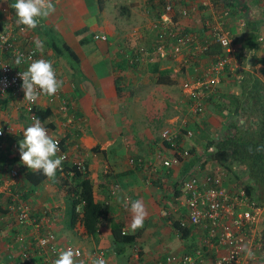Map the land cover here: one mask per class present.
I'll use <instances>...</instances> for the list:
<instances>
[{
    "label": "crops",
    "instance_id": "1",
    "mask_svg": "<svg viewBox=\"0 0 264 264\" xmlns=\"http://www.w3.org/2000/svg\"><path fill=\"white\" fill-rule=\"evenodd\" d=\"M116 1L53 0L55 11L41 19L37 28H25L17 36V45L19 42L22 47L28 42L36 48L33 41L37 37L44 41L38 55L52 62L63 86L57 98L50 100L40 95L31 104L33 108L50 111L46 118L48 125L41 123L52 137L60 140L67 154L62 166L68 165V171L72 172L68 173L69 183L74 175L71 167L86 173L94 200L107 209V218L95 235L89 236L82 225L74 228L70 224L72 198L59 179L61 171L36 185L26 180L25 173L33 170L20 161L19 141L23 129L31 124L26 109L29 102L24 100V94L16 97L9 93L0 102V123L8 127L5 146L0 151V264H52L57 257L46 258L35 251L38 238L46 236L47 231L59 245L99 249L106 264H182V256L197 253L205 264H216V258L228 250L219 244V232L211 237L203 226L185 224L189 233L182 236L175 228V223L187 222V208L175 196L171 185L181 181L188 171L190 175L194 167L187 166V170L189 160L174 158L162 148L161 141L164 130L196 126V119L187 110V94L184 97L181 83L201 80L215 56L193 53L192 49L172 55L167 48L163 57L150 52L157 31L154 25L165 0H121L119 5ZM14 2L0 0V31L8 26L16 28V15L11 7ZM175 2L171 14L178 27L201 35V42L202 32L207 38L217 17L230 34L234 53L221 76L217 97L239 92L234 78L241 77V70L252 69L264 82V0H216L212 9L203 8L197 0ZM184 5L190 9L189 17L180 15ZM250 21L258 25V38L262 42L257 50L235 51ZM98 34L106 35L107 39H96ZM140 48L148 53H142ZM156 66L163 74H158ZM215 100L216 97L207 103L206 109L216 111L215 121L222 123L227 113L218 111L219 103ZM241 123L249 124V120L242 119ZM166 159L171 166L165 168ZM12 169L17 171L14 178L10 176ZM222 178L226 187L240 182L244 188L247 182L242 168L226 169ZM129 199L142 200L148 213L143 227L135 232L129 228L131 214L123 206ZM16 203L29 206L30 220L19 222L14 211ZM114 223L122 224L127 233H135L136 239L131 244L113 242ZM255 224L250 233L252 242L247 244L254 257L241 252V264L254 262L247 259L264 264V209ZM23 235L31 244L28 262L19 258L23 253L16 239ZM205 239L208 243L204 244ZM172 255L178 259L167 262L165 259Z\"/></svg>",
    "mask_w": 264,
    "mask_h": 264
},
{
    "label": "built area",
    "instance_id": "2",
    "mask_svg": "<svg viewBox=\"0 0 264 264\" xmlns=\"http://www.w3.org/2000/svg\"><path fill=\"white\" fill-rule=\"evenodd\" d=\"M198 4L203 8H213L216 0H197ZM183 6L180 9V15L183 17H189L190 9ZM176 8L175 0H165V3L160 13L158 22L154 27H157L155 34V44L152 47V52L157 53L160 57L165 56L167 48L168 52L172 55H178L182 51L192 49L193 53L202 52L207 45L200 43L199 39L195 35H191L183 31L178 27V21L174 20L172 12L174 13ZM194 9V8H193ZM225 15V14H224ZM217 22L211 27L208 36H211L219 42V44L225 49V54L222 56H216V60L211 62L203 72V77L199 81H187L184 80L181 83L182 90L188 89L187 93L188 108L193 112H199L200 106L205 96L213 93L215 88L221 82V74L224 72L226 66L230 63L231 55L234 53V47L230 40V34L228 30H225L223 21L217 17ZM15 29L8 26L4 30L0 31V102L9 94L19 96L24 94L21 88L22 81L19 78V72L26 70L27 63L22 62L17 66L14 61L17 53L24 56L27 61L31 59H41L38 55V51L30 43L25 42L22 47L17 45V36L21 35L25 28L22 25H15ZM24 28V30H22ZM96 39L106 40V35H95ZM166 38L170 39V44H165ZM142 53H148L145 48H140ZM7 55L6 56L4 55ZM30 62V61H29ZM264 73V66H262ZM56 71V70H55ZM264 76V75H263ZM60 90L54 96H47L48 99L57 98ZM43 95V94H42ZM26 109L29 114V121L32 123L33 105L31 103L26 104ZM47 128V127H46ZM48 129V128H47ZM8 130V127L0 123V151L4 149V134ZM49 132V130H48ZM191 130L188 131L190 135ZM50 135V134H49ZM172 132L164 130L161 133V137L169 140ZM54 138V137H53ZM57 139V138H55ZM60 152L58 156H63L62 163H66L67 154L62 150L61 142L59 139ZM163 165H170L168 159L163 161ZM61 168L59 171H63ZM83 168V167H81ZM225 170L220 167H214L212 171L201 172V177H196L190 174L187 181L184 182L182 191L188 193L190 198L187 201V222L184 224L189 225H201L204 230L211 237L217 236L220 233L219 244L228 248L227 252L216 258V264H241L240 254L241 245L252 242V236L254 225L258 221V217L263 213L264 206L257 205L254 201L250 200L245 194L242 186L234 183L230 187H226L222 182V175ZM67 173L72 174L68 171ZM17 171L12 169L10 176L15 177ZM1 184V177H0ZM14 211L17 214L19 222H27L30 220V209L25 203H16ZM76 212H81V205L76 206ZM251 233V234H250ZM18 240L21 237L17 238ZM37 248L40 249V253L48 257H58L60 249L73 248L79 250L81 255L76 257L79 264L80 261H84V264H89V256L99 257L104 253L96 248L84 249L80 246H74L72 244L59 245L55 242L54 235L47 231L46 236L39 237ZM208 243L207 239L204 240V244ZM22 247V245H18ZM243 255V252H242ZM178 259L175 255L167 257V262H174ZM247 262L254 261L252 264H261L254 259H247ZM182 264H205L199 253L197 256L184 255L182 256Z\"/></svg>",
    "mask_w": 264,
    "mask_h": 264
},
{
    "label": "trees",
    "instance_id": "3",
    "mask_svg": "<svg viewBox=\"0 0 264 264\" xmlns=\"http://www.w3.org/2000/svg\"><path fill=\"white\" fill-rule=\"evenodd\" d=\"M99 1L102 2L103 0ZM204 28L208 29L207 26ZM246 29V35H242V43H238L235 51L238 50L243 53L244 50H257L259 42H262L258 38L260 29L255 21H250ZM202 33V42L199 39L201 35L191 32L189 34L195 35L200 43L207 45L202 51L203 54L214 55V61L217 58L216 56L225 54V49L215 38L207 34L206 38L204 32ZM166 41L170 42V39L166 38ZM150 52H152V48ZM156 69L159 75L163 74V71L159 70L158 66H156ZM224 71H227V68ZM228 72L230 73V71ZM240 74L241 77L239 79L234 78L238 81L240 90L237 94L233 93L228 96L227 102H222L220 97H217L218 93L214 91L204 97L199 112H193L187 106L190 114L196 119V126L193 128L184 126L171 131L172 135L169 140L161 137L162 148H165L168 151L167 153H171L174 158L180 161L189 160L185 168L188 170L190 166L194 167L191 174L196 177H201L202 169H204V172L212 171L216 166L224 170L227 169L228 171L237 168L244 169L245 180L247 181L244 185L245 194L257 205L264 206V82L254 75L252 69L241 70ZM159 81L162 82L163 79L160 77ZM215 97L216 100H220V112L227 113V115H225L226 118L223 119L222 123L213 121L212 124H209L206 118L211 113L206 109L207 103L211 102ZM32 112L44 124H47L46 118L50 115L49 110L34 108ZM242 119L249 120V124H242ZM189 130L192 132L190 135L188 134ZM170 166H165V168ZM62 169V175L59 176V179L65 183L67 186L66 191L72 198L70 224L74 228L80 224L83 226L85 234L89 236L95 235L102 223L106 220L108 211L103 204L95 202L92 184L86 173L79 171L76 166L71 167L74 175L70 176L69 183V175L67 172L70 168L64 164ZM189 173L188 171L187 175L181 178V181H175L171 185L175 196L183 201V207L185 208H188L187 201L190 195L184 193L182 188L184 182L189 178ZM25 178L31 184L36 185L45 179L46 176L41 172L27 171ZM78 205H81V212L75 211ZM122 227L123 225L120 223L112 224L111 238L113 242L121 243V245L131 244L136 239L135 233H127ZM175 228L182 236L189 233V227L185 224L182 225L181 222L175 223ZM27 240L25 235L21 236L19 241L16 239L18 245H22L19 249L23 254L19 258L23 259V262H28L31 256V252L29 253L31 244ZM35 249L39 253L42 252L37 247ZM40 254L44 255L42 253Z\"/></svg>",
    "mask_w": 264,
    "mask_h": 264
},
{
    "label": "clouds",
    "instance_id": "4",
    "mask_svg": "<svg viewBox=\"0 0 264 264\" xmlns=\"http://www.w3.org/2000/svg\"><path fill=\"white\" fill-rule=\"evenodd\" d=\"M11 7L15 11L16 23L27 29L37 28L41 19L47 18L55 11L53 0H15ZM33 42L37 50L43 49V40L37 37ZM22 62L27 63L26 70L19 72L24 100L35 103L40 95L54 96L62 88L63 81L57 79L51 61L43 58H28L26 61L22 54L17 53L14 63L19 66ZM59 152V141L49 135L48 129L38 117L33 116L32 123L23 129V138L19 141L21 163L28 169L53 178L64 160L63 156L57 155ZM238 185H241L240 182ZM123 206L131 214L130 230L135 232L142 228L148 214L144 202L140 199H129L124 202ZM240 250L249 258L254 257L253 251L247 244L241 245ZM80 255V251L73 248L60 249L58 257L52 261V264H78L76 257ZM79 264H84V261H80ZM89 264H106V260L103 256L90 255Z\"/></svg>",
    "mask_w": 264,
    "mask_h": 264
},
{
    "label": "rangeland",
    "instance_id": "5",
    "mask_svg": "<svg viewBox=\"0 0 264 264\" xmlns=\"http://www.w3.org/2000/svg\"><path fill=\"white\" fill-rule=\"evenodd\" d=\"M122 1L121 0H117L116 1V3L119 5L120 3H121ZM117 5V6H118ZM119 7V6H118ZM141 9H142V7H141ZM219 88H220V85L219 86H217L216 88H215V92H217L218 93V91H219ZM184 91V97L186 96V94L188 93L189 94V91H188V89L186 88V89H184L183 90ZM226 94V93H225ZM228 95H229V93H228ZM231 95V94H230ZM219 97H220V99L223 101V102H227V97L228 96H224V95H219ZM186 98H187V96H186ZM185 100V99H184ZM220 102V100L218 101V103ZM219 106H221L220 104L218 105V107ZM188 110V109H187ZM219 110H221V108L220 109H218V111ZM184 111V110H183ZM189 112V111H188ZM216 113V111H214V110H212L210 113H211V115L208 117V118H206V119H208V123L209 124H212L213 123V121H215V119H216V115L214 114V113ZM220 112V111H219ZM184 113L186 114V112L184 111ZM190 113V112H189ZM224 114V113H223ZM188 115H185L184 117H187ZM188 118V117H187ZM222 118H223V115H222ZM209 119H211V120H209ZM213 126H214V124H213Z\"/></svg>",
    "mask_w": 264,
    "mask_h": 264
},
{
    "label": "water",
    "instance_id": "6",
    "mask_svg": "<svg viewBox=\"0 0 264 264\" xmlns=\"http://www.w3.org/2000/svg\"><path fill=\"white\" fill-rule=\"evenodd\" d=\"M241 122H242V120H241Z\"/></svg>",
    "mask_w": 264,
    "mask_h": 264
}]
</instances>
